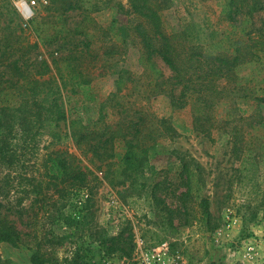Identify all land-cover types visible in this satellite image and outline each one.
Returning a JSON list of instances; mask_svg holds the SVG:
<instances>
[{
  "label": "rangeland",
  "instance_id": "rangeland-1",
  "mask_svg": "<svg viewBox=\"0 0 264 264\" xmlns=\"http://www.w3.org/2000/svg\"><path fill=\"white\" fill-rule=\"evenodd\" d=\"M100 1L101 9L88 13L90 21L82 20L79 11L69 12L67 18L66 27L71 29L88 23L90 52L81 51L83 35L69 34L25 55L19 48L11 58L23 56L19 65L38 66L45 61L53 67L57 60L62 69L67 63L76 66L75 76L63 72L67 84L55 94L66 116L98 133L107 126L116 130L131 122L134 129L129 137L138 129L133 142H140L148 151L144 170L124 181L112 169L125 151L122 142L116 143L113 157L100 159L87 145L90 138L76 142L47 134L39 126L47 114L42 109V115L29 124V131L18 123L8 131L0 129V201L12 209L10 218L22 236L16 246L0 242L1 259L32 264L37 250L42 259L39 264H137L141 250L165 241L180 264H264V100L253 97L252 83L245 85L247 95L236 100L237 110L226 99L212 111L218 125L208 137L194 128L188 105L179 109L170 104L169 92L172 89L178 96L180 86L169 67L159 57L153 58L162 71L158 86V79L153 82L139 63L141 45L133 31L136 17L131 0ZM152 1L168 31L186 34L207 54L230 53L246 39L243 16L235 22L225 20L217 0ZM16 2L0 0V28L8 25L0 29V37L13 42V33L21 36L13 47L35 40L29 20L23 18ZM51 2L38 6L33 16L46 15ZM263 21L264 13H255L249 29L257 30ZM113 22V32H107ZM19 23L23 30L16 28L11 33L10 28ZM119 70H124L125 84L117 91ZM57 76L55 82L60 85ZM10 91L11 102L19 101L17 90ZM49 95L45 89L38 102ZM231 111L235 121L227 124L230 117L226 114ZM252 115L250 120L261 119L260 123L249 125L242 120ZM233 125L239 130L237 144L224 132V127L230 130ZM67 130L61 121L60 137ZM182 156L193 171L185 202L180 198L185 191ZM63 164L86 170L85 185H71ZM153 192L158 200L153 199ZM202 197L208 200L209 216ZM160 199L170 213L162 209ZM119 233V240L113 243L119 249L106 252L110 237Z\"/></svg>",
  "mask_w": 264,
  "mask_h": 264
},
{
  "label": "trees",
  "instance_id": "trees-1",
  "mask_svg": "<svg viewBox=\"0 0 264 264\" xmlns=\"http://www.w3.org/2000/svg\"><path fill=\"white\" fill-rule=\"evenodd\" d=\"M104 2V1H103ZM105 3V2H104ZM217 5L221 16L230 22L237 21L239 15H242L241 25L245 30L246 39L238 43L230 53H214L207 54L204 48L196 42L190 40L186 34L181 32L168 31L165 26L159 8L156 7L152 0H131L130 7L136 19L133 23V31L141 45L139 63L148 71L152 77V81L158 79L162 71L157 67L153 58L159 57L174 73L175 84L180 86L178 96L169 92L168 99L172 106L179 109L190 107L193 126L195 129L203 132L210 137L215 129L216 121L212 111L218 104L223 101H230V108L237 110L236 100L241 99L247 94L244 92V86L253 84L254 96L257 100H264V21L261 26L251 31L249 26L253 23L255 13H264V0H217ZM103 6L100 0H52L47 7V13L44 16H33L29 19V24L33 29L35 40L33 43L26 42L22 45L13 47V43L21 42V36L13 33V30L21 29L20 23L10 28V32L14 34L11 41L10 38L3 39L0 37V129L10 130L14 123L24 126V131H29V124L36 116L42 115V110L47 114L41 121L39 126L52 137H58L65 140L71 137L74 141L97 139L92 143L89 139L87 145L93 151V155L113 157L114 147L116 143L122 142L125 151L120 160L112 163V169L117 170L118 176L125 180H133L137 170H144L147 162V148L140 142H133L134 134L139 133L138 129H134L131 122L118 127V129H109V126L102 129L100 133L92 131L82 126L78 119H68L63 108L62 102L55 94L61 91L60 86H65L67 82L63 78V72L76 75L78 72L76 66L68 63L62 69L58 66V61L54 60V66L50 67L45 61L38 66L33 64H18V60L23 56L12 59L16 51L24 49L23 55L28 50L38 47V45H47L65 38L69 34H81L84 36L82 52H90L91 39H89L88 23L77 25L75 28L66 27L69 12L79 11L83 14L82 20H88V13L93 10H99ZM115 22V21H114ZM114 22L110 25L107 32L112 31ZM8 23L9 22H4ZM5 24L0 29H6ZM93 26L91 27V29ZM20 30V31H21ZM106 32V34H108ZM1 34V33H0ZM105 34V35H106ZM126 33L123 35L122 41H125ZM3 40L4 42H2ZM3 47V48H1ZM79 51V53L81 52ZM109 53L106 52V54ZM64 61V60H63ZM22 65V66H21ZM24 66V67H23ZM54 69V73L52 70ZM67 74V75H68ZM124 70H119L115 79L117 91L125 84ZM6 75V77H3ZM47 75V78H43ZM58 75V76H57ZM57 76L61 80L58 85L55 82ZM74 85V84H70ZM18 89L20 93H18ZM50 91V95L46 96L42 101L38 102V96L45 90ZM160 93L165 90L158 87ZM17 90L20 95L19 101L11 102L13 92ZM27 92L30 93L27 94ZM261 92L262 94H258ZM51 97V98H50ZM46 98H50L49 101ZM227 99V100H226ZM47 104H43V103ZM42 109V110H41ZM234 112H228L225 123L231 124L234 119ZM254 115L243 118L248 121L249 125L260 123L261 119L250 120ZM39 121V120H38ZM68 129L63 136L60 137V122ZM37 123V122H36ZM113 126V125H112ZM81 128V132H76L77 128ZM224 127V126H223ZM218 130V128H217ZM39 131L36 130L35 133ZM133 131V130H132ZM224 132L234 137V144L240 139L239 130L233 125L230 130L224 127ZM108 134V136H106ZM78 136V137H77ZM99 136V137H98ZM102 136H106L102 138ZM102 149V152L97 149ZM1 149V148H0ZM182 164L181 173L185 191L180 192V198L183 202L189 197L192 187L193 171L189 168L187 158L180 157ZM62 171L66 174L74 184L80 186L85 185L87 181V171L81 170L80 167L73 168L72 165H60ZM68 169V170H67ZM153 199L159 198L153 192ZM163 204V210L171 212V209L160 199ZM204 212L209 216L208 200L201 198ZM12 209L0 201V242H8L14 246L18 245L22 240L21 232L15 227L13 220L10 218ZM121 233L111 236L109 240L112 242L106 248V252H112L119 248L114 246V240H119ZM38 251L34 250L32 255V264H39L42 259L38 255ZM0 264H10L8 260H2Z\"/></svg>",
  "mask_w": 264,
  "mask_h": 264
},
{
  "label": "built area",
  "instance_id": "built-area-1",
  "mask_svg": "<svg viewBox=\"0 0 264 264\" xmlns=\"http://www.w3.org/2000/svg\"><path fill=\"white\" fill-rule=\"evenodd\" d=\"M48 0H17L16 4L25 20L33 17L34 10L40 5H46ZM137 264H180L178 256L171 252L168 242H161L141 250Z\"/></svg>",
  "mask_w": 264,
  "mask_h": 264
}]
</instances>
